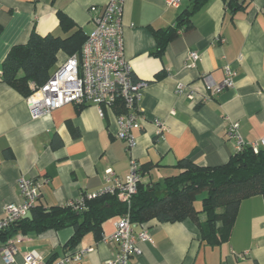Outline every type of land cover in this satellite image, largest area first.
Listing matches in <instances>:
<instances>
[{
  "label": "crops",
  "instance_id": "1",
  "mask_svg": "<svg viewBox=\"0 0 264 264\" xmlns=\"http://www.w3.org/2000/svg\"><path fill=\"white\" fill-rule=\"evenodd\" d=\"M107 2L4 0L0 6V219L7 205L23 202L18 183L24 177L48 180L36 207H65L104 189L108 169L124 181L132 159L139 163L141 184L146 186L177 176V165L184 159L209 168L225 165L236 154L228 137L233 123L239 124L246 144L264 139V0L235 6L233 11L227 0H209L191 16V30L168 43L161 56L156 33L174 27L195 0H182L177 7L168 6L167 0L125 2L124 54L134 80L146 83L139 102L144 119L134 132V148L117 138L112 109L101 119L95 105L68 104L33 119L27 98L2 80L8 53L26 44L34 30L42 37L87 36L93 28L90 8ZM61 15L70 23L67 31L61 27ZM191 52L199 55L194 63ZM68 58L58 54L51 76ZM226 67L236 74L234 86L215 94L208 86L222 85ZM178 85L187 87L183 94L177 93ZM155 121L164 126L161 135ZM196 202L201 210L202 204L197 207ZM31 216L32 212L25 219ZM119 219L103 225L101 238L94 234L83 238L76 250L92 251L81 264H106L115 257L118 245L103 238L114 233ZM199 220L205 222L206 216L201 214ZM147 227L152 241L138 244L142 254L131 264H264V196L241 203L229 239L218 246L203 241L191 220H153ZM142 228L135 227V232ZM72 235L73 229L50 230L17 234L8 242L17 249V264H23L30 252L52 264L68 254L65 246Z\"/></svg>",
  "mask_w": 264,
  "mask_h": 264
},
{
  "label": "trees",
  "instance_id": "2",
  "mask_svg": "<svg viewBox=\"0 0 264 264\" xmlns=\"http://www.w3.org/2000/svg\"><path fill=\"white\" fill-rule=\"evenodd\" d=\"M208 1L195 0L193 9L185 11L174 27L156 33L158 56L162 55L168 43L178 37L180 31L186 33L191 30V16ZM235 6L237 9L243 7L233 0L228 3L232 11ZM69 26V21L61 15L62 29L67 31ZM77 34L68 38L54 35L42 37L34 30L26 44L14 46L8 53L2 64V80L24 97H30L33 85L42 87L50 79L60 52L69 57L81 53L87 36ZM112 110L116 115L123 112L119 104ZM177 168L180 173L166 178L163 183L140 184L130 206L117 195L105 194L88 201L87 210L80 212L69 207H36L30 219L0 231V245H5L17 234L73 229V235L65 246L69 255V252L77 251V246L86 235L94 234L101 238L103 225L108 220L128 214L135 227L143 228H148V223L153 220L160 223L191 220L198 225L203 241L218 246L229 239L241 203L255 196H264L262 149L255 153L247 147L220 167L209 168L184 159ZM202 194L206 195L202 200V209L197 210L195 202ZM201 214L206 216V221L202 223L199 220Z\"/></svg>",
  "mask_w": 264,
  "mask_h": 264
},
{
  "label": "built area",
  "instance_id": "3",
  "mask_svg": "<svg viewBox=\"0 0 264 264\" xmlns=\"http://www.w3.org/2000/svg\"><path fill=\"white\" fill-rule=\"evenodd\" d=\"M4 0H0V6ZM127 0H108L103 7H91L90 23L92 31L87 35L80 54L69 57L67 61L57 68L50 79L42 87L32 86V94L27 98V105L33 119L51 114L68 104L95 105L101 119L105 118V111L117 104L121 105L123 112L116 115L118 124L117 138L125 141L129 149L136 145L134 132L139 131L143 122V114L139 108L141 90L146 83L136 82L130 63L124 54V26L123 12ZM182 0H167L168 6L177 7ZM232 0H227L229 3ZM244 5L252 0H233ZM182 31L179 32L181 34ZM224 42L223 40H221ZM194 63L199 59L196 52L189 54ZM235 72L225 68V78L221 86L208 88L215 94L234 86ZM208 80V79H207ZM187 87L178 85L177 93L183 94ZM192 97V96H190ZM157 134L161 135L164 126L155 121ZM228 137L235 143L236 153L250 147L255 153L264 146V139L253 144H246L239 133V124L229 126ZM106 186L99 192L85 194L80 200L69 201L65 207L76 211L87 210L86 203L102 195L110 194L131 205L134 196L138 193L141 184L139 163L132 159L130 173L122 181L114 176L112 169L106 171ZM48 180L35 181L21 178L18 186L23 197L20 204H10L5 207V216L0 219V231L8 229L14 224L24 220L36 207L41 195V189ZM152 241V235L147 228L138 233L128 214L120 217L115 224L112 235L104 237L103 242L117 244L118 252L106 264H131L133 258L140 256L142 250L139 243ZM91 248L78 249L52 264H81ZM4 264H17V249L12 242L1 247ZM23 264H46L41 255L30 252L24 256Z\"/></svg>",
  "mask_w": 264,
  "mask_h": 264
},
{
  "label": "rangeland",
  "instance_id": "4",
  "mask_svg": "<svg viewBox=\"0 0 264 264\" xmlns=\"http://www.w3.org/2000/svg\"><path fill=\"white\" fill-rule=\"evenodd\" d=\"M205 194L199 195L197 198L196 206L199 207L202 204V199L205 197Z\"/></svg>",
  "mask_w": 264,
  "mask_h": 264
}]
</instances>
